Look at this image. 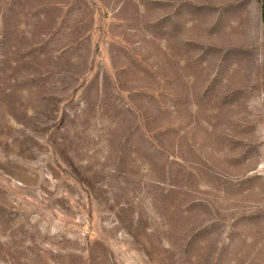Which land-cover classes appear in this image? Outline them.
Here are the masks:
<instances>
[{"label": "rangeland", "instance_id": "obj_1", "mask_svg": "<svg viewBox=\"0 0 264 264\" xmlns=\"http://www.w3.org/2000/svg\"><path fill=\"white\" fill-rule=\"evenodd\" d=\"M264 0H0V264H264Z\"/></svg>", "mask_w": 264, "mask_h": 264}, {"label": "trees", "instance_id": "obj_2", "mask_svg": "<svg viewBox=\"0 0 264 264\" xmlns=\"http://www.w3.org/2000/svg\"><path fill=\"white\" fill-rule=\"evenodd\" d=\"M262 21H264V8H262Z\"/></svg>", "mask_w": 264, "mask_h": 264}]
</instances>
